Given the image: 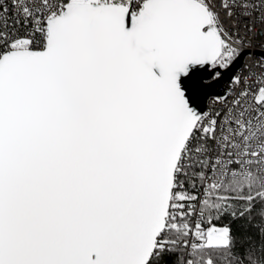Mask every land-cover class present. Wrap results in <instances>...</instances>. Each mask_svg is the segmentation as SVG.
<instances>
[{"label":"snow or ice","instance_id":"obj_1","mask_svg":"<svg viewBox=\"0 0 264 264\" xmlns=\"http://www.w3.org/2000/svg\"><path fill=\"white\" fill-rule=\"evenodd\" d=\"M0 264H264V0H0Z\"/></svg>","mask_w":264,"mask_h":264},{"label":"built area","instance_id":"obj_2","mask_svg":"<svg viewBox=\"0 0 264 264\" xmlns=\"http://www.w3.org/2000/svg\"><path fill=\"white\" fill-rule=\"evenodd\" d=\"M251 61H248V63H250ZM239 69L237 68L236 71H238ZM227 86V81H222L218 86L216 91H223ZM208 103V100H206L205 104Z\"/></svg>","mask_w":264,"mask_h":264},{"label":"water","instance_id":"obj_3","mask_svg":"<svg viewBox=\"0 0 264 264\" xmlns=\"http://www.w3.org/2000/svg\"><path fill=\"white\" fill-rule=\"evenodd\" d=\"M234 71H236V69H234ZM228 79H229V77H228V76H225V77L223 78L222 81H227V82H228ZM222 81H221V82H222ZM206 100H207V99H205V102H206Z\"/></svg>","mask_w":264,"mask_h":264}]
</instances>
